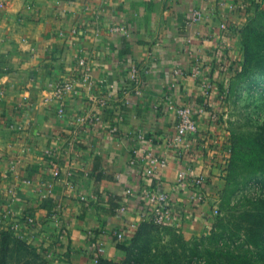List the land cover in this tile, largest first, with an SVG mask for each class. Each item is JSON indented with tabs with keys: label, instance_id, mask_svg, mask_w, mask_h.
Returning a JSON list of instances; mask_svg holds the SVG:
<instances>
[{
	"label": "crops",
	"instance_id": "0c3cea01",
	"mask_svg": "<svg viewBox=\"0 0 264 264\" xmlns=\"http://www.w3.org/2000/svg\"><path fill=\"white\" fill-rule=\"evenodd\" d=\"M261 3L0 0V208L10 210L24 237L57 264H91L101 239V258L118 260L121 245L147 221L144 190L158 181L169 195L171 223L205 233L230 142L220 114L223 88L242 59L240 30ZM197 6L209 14L190 22ZM117 25L125 31L110 29ZM79 57L92 84L79 80ZM130 64L140 68V94L128 86ZM68 80L78 92L58 98L53 86ZM187 103L198 129L172 148L175 108ZM94 114L100 119L78 121ZM150 148L167 161L157 176L147 172ZM180 169L203 182L178 181ZM53 213L66 240L57 239ZM119 229L122 239L114 235Z\"/></svg>",
	"mask_w": 264,
	"mask_h": 264
},
{
	"label": "rangeland",
	"instance_id": "374dc122",
	"mask_svg": "<svg viewBox=\"0 0 264 264\" xmlns=\"http://www.w3.org/2000/svg\"><path fill=\"white\" fill-rule=\"evenodd\" d=\"M261 9H264V0L256 6L245 24ZM239 49L242 59L234 65L233 73L223 88V106L220 111L221 121L226 125L229 137L232 132L242 135L254 131L264 133V76L242 68L243 47L240 42ZM214 191L213 218L205 233L191 234L172 223L153 224L146 221L125 242L123 255L115 261L123 264L133 260L136 263L163 264L169 253L176 251L186 257L191 249H198L202 254V264L206 258L217 260L219 256L214 253L222 248L228 249L235 259L244 264H264V236L256 246L251 239L255 224L264 226V170L250 173L241 168L231 174L226 161ZM1 229L0 226V236ZM16 246L10 243V248H14L10 260L15 259L16 253H25L23 248L15 249ZM32 247L39 251L36 245L32 244ZM46 256L57 264V259L54 261L49 253ZM12 263L15 261H10Z\"/></svg>",
	"mask_w": 264,
	"mask_h": 264
},
{
	"label": "built area",
	"instance_id": "2783aa9c",
	"mask_svg": "<svg viewBox=\"0 0 264 264\" xmlns=\"http://www.w3.org/2000/svg\"><path fill=\"white\" fill-rule=\"evenodd\" d=\"M220 4L223 3V0H219ZM234 6V3L230 4L229 7ZM207 14H209L208 9H203L199 6L195 7L191 16H190V22L198 21L204 17H207ZM227 27L226 24L222 23L221 28ZM112 31H125V28L122 26H112L110 27ZM77 65L82 68V71L80 72L79 80L82 82V84H92L93 80L90 78L89 74V67L87 66V62L84 57H79L77 59ZM140 68L136 64H130L127 70L126 79L128 82V86L136 93L140 94L142 91L141 88V78H140ZM77 81L68 80V81H62L53 86L55 95L58 98H61L65 92H72L77 93L78 88L76 87ZM45 100H48L46 98ZM105 101L104 100H98V106L101 109L104 107ZM199 112H203L204 108L200 107L198 108ZM58 116L63 115V109L59 108L57 111ZM175 115H176V124L173 133L168 138V144L172 148H179L182 146L185 138L189 135L194 134L197 129V123L195 119V110L191 103L183 104L175 108ZM210 117L212 120L218 121L219 117L217 113L210 112ZM94 120H99L100 115L94 114L91 117H84L80 116L78 118V121L80 122H93ZM11 127H14L16 129H20L22 126L20 124L17 125H10ZM143 133L136 134V140L143 139ZM133 151H135V148H133ZM46 152H50V150H46ZM147 158L146 162L148 164V174H154L157 176V174L160 172L161 169H163L167 165L166 159L156 154L151 148L147 150L146 152ZM229 156V146L226 150V158ZM53 176L58 177L59 176V168H54L52 172ZM158 178V177H157ZM178 181L183 180H193L197 184H201L203 182V177L201 176H194L190 171H187L185 169H180L177 173ZM69 185L71 183L69 182ZM47 187V185H44ZM15 199V191L10 190V201H13ZM142 206L145 209V213L147 216V221L151 222L153 224H169L172 222V212L170 208V202H169V195L166 191L162 189V184L160 181H158V185L155 187H150L144 190V194L142 196ZM120 211H123V208L120 207ZM10 210L0 208V226L6 227L8 229H11L15 232L16 236L26 239L24 235L18 230L17 224L13 223L9 219ZM51 219L54 221V224L56 226V233H57V239L59 241L66 240L67 238V229L66 227L60 222L59 217L56 213L51 214ZM28 223L33 224L35 223V218L33 216H29L27 218ZM114 235L117 239H122L124 237V230L119 229L114 231ZM27 240V239H26ZM104 252V242L103 240H99L98 246L95 248L93 254L90 257L91 264H95L98 259L101 257V255Z\"/></svg>",
	"mask_w": 264,
	"mask_h": 264
},
{
	"label": "trees",
	"instance_id": "16d2710c",
	"mask_svg": "<svg viewBox=\"0 0 264 264\" xmlns=\"http://www.w3.org/2000/svg\"><path fill=\"white\" fill-rule=\"evenodd\" d=\"M240 43L243 47V66L242 68L253 72H258L264 76V9L255 12L240 30ZM229 156L227 158V167L230 173H235L241 168L247 169L250 173H256L264 170V133L251 132L247 135L231 133L229 142ZM146 222V221H145ZM144 222V224H145ZM264 223V222H263ZM237 226V223H235ZM252 233V244L255 246L261 242L264 236V226L257 224ZM0 236V264H55L46 256L47 254L32 247L30 241L16 236L11 229L3 227ZM10 243H15V249L23 248L25 253L15 254V259L10 260L14 248H10ZM122 249L124 244L121 245ZM214 253V252H213ZM176 251L165 256L163 264H194L193 261L201 264L202 254L198 249H191L186 257L180 256ZM210 254V253H209ZM216 256L217 260L206 258L202 264H244L243 261L235 259L228 249L219 248ZM212 255V254H211ZM130 259V258H129ZM50 261V262H49ZM252 262V261H251ZM264 263V261H262ZM13 264V263H12ZM95 264H123L115 260L99 258ZM128 264H144L142 261H132Z\"/></svg>",
	"mask_w": 264,
	"mask_h": 264
}]
</instances>
